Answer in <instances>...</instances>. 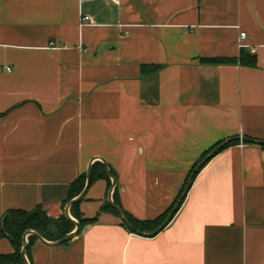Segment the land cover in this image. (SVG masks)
Segmentation results:
<instances>
[{
  "label": "crops",
  "instance_id": "obj_1",
  "mask_svg": "<svg viewBox=\"0 0 264 264\" xmlns=\"http://www.w3.org/2000/svg\"><path fill=\"white\" fill-rule=\"evenodd\" d=\"M234 136L264 140V0H0V220L38 205L58 217L94 157L123 209L153 219ZM107 191L95 180L79 210L96 220L68 244L34 241L30 264H264L259 144L213 156L152 237L101 210Z\"/></svg>",
  "mask_w": 264,
  "mask_h": 264
},
{
  "label": "trees",
  "instance_id": "obj_2",
  "mask_svg": "<svg viewBox=\"0 0 264 264\" xmlns=\"http://www.w3.org/2000/svg\"><path fill=\"white\" fill-rule=\"evenodd\" d=\"M211 60L214 62L235 61L234 59H223V58L222 59L221 58L220 59H211ZM238 60L240 63H242L244 65H247L250 67L256 66V56L246 52L243 48L240 50ZM158 68H159V66H157V65H151L149 67H146V70H148V72H152V71L157 70ZM220 142L221 141H218L213 146H211L206 151H204L203 154L199 157V159L192 165V167L189 170L187 177H186L179 193L177 194L175 200L173 201V203L169 206L168 209H166L163 213H161L157 217H155L153 219H139V218L132 216L130 213H128L126 210H124L121 203H120V200H119L117 185L113 191L114 202L116 204H118L125 211L129 221L131 222V224L133 225V227L137 231L149 232V231L156 229L163 222V220L165 219V217L167 216V214L169 213V211L171 210V208L173 207V205L175 204V202L179 198V196L183 190V187L187 181V178H188L190 172L193 170V168L197 164V162L200 159H202L214 146H216ZM235 143H239V141L233 140L232 142L227 144L225 147H227L231 144H235ZM244 143H250V142H244ZM261 146L264 147V144H261ZM225 147H223V148H225ZM110 171L116 177V174L111 167H110ZM99 178L105 179L107 182L108 188L110 187L111 181H110V178L105 171V167H104L103 163L96 160L92 163V166H91V182H90V185L95 180H97ZM84 183H85V172L81 173L75 180H73L69 184L67 197L62 203V208H64L65 203L69 199H71L73 196H75L76 194H78L81 191V189L84 186ZM82 199H83V197L78 202H75L74 204H72L70 209H69L70 214L80 224L78 232L76 235H78L81 232L84 225L96 220V217L85 218L82 216V214L79 210V204L82 201ZM101 210L111 212V213H113L119 217L118 212L107 202V200H105L103 202V205L101 206ZM121 224L127 228V226L122 221H121ZM73 228H74V224L64 215V212L62 214H60L58 217H51V216L47 215V213L39 205L30 209V210H25V209H20V208L10 209V210L6 211L1 217V220H0V238L5 237V238L9 239V241L13 244L14 250L11 253L0 254V263L24 264L22 257L20 255V248H21V244H22V235L27 229L36 230L38 233H40L47 240H56V239L63 237L66 233L70 232L71 230H73ZM132 233H134V232H132ZM36 240L37 239L34 236H32V235L28 236V247L26 249V255H27L29 260H30L29 248H30L31 244ZM70 240H71V238L67 239L62 244H68V242Z\"/></svg>",
  "mask_w": 264,
  "mask_h": 264
},
{
  "label": "water",
  "instance_id": "obj_3",
  "mask_svg": "<svg viewBox=\"0 0 264 264\" xmlns=\"http://www.w3.org/2000/svg\"><path fill=\"white\" fill-rule=\"evenodd\" d=\"M233 140H238L240 142H250V143H254V144H264V140L262 139H255V138H249L246 136H234V137H229L226 138L224 140H222L219 144H217L216 146H214L202 159H200L197 164L195 165V167L193 168V170L190 172L187 181L183 187V190L179 196V198L177 199V201L175 202V204L173 205V207L171 208V210L169 211V213L167 214V216L165 217V219L163 220V222L154 230L149 231V232H142V231H137L133 225L131 224V222L129 221L125 211L114 202L113 200V191L116 187L117 181L115 176L111 173L110 171V166L107 163V161L105 159H103L102 157H94L92 159V161L94 159L100 161L103 163L104 167H105V171L107 173V175L110 178L111 184L110 187L108 188L107 191V202L118 212L119 214V218L120 220L127 226V228L129 230H131L132 232L141 235V236H145V237H152L155 236L156 234H158L173 218L174 214L177 212V210L179 209L182 201L184 200V198L187 195V192L189 191V188L191 187V184L196 176V174L200 171V169L207 163V161H209L213 156H215L223 147H225L227 144H229L230 142H232ZM92 161L88 164L87 169L85 171V183L83 188L81 189V191L76 194L75 196H73L71 199H69L65 205H64V215L74 224V228L73 230H71L70 232L66 233L63 237L56 239V240H47L45 239L40 233H38L36 230L34 229H27L23 235H22V244H21V248H20V255L22 257V260L24 262V264H30V261L26 255V249L28 247V236L32 235L34 236L37 240L47 244V245H51V246H55V245H59L62 244L64 241H66L69 238H72L73 236H75L78 232L79 229V222L70 214V207L72 204H74L75 202H78L87 192V190L89 189L90 186V182H91V166H92ZM0 264H6V263H0Z\"/></svg>",
  "mask_w": 264,
  "mask_h": 264
},
{
  "label": "built area",
  "instance_id": "obj_4",
  "mask_svg": "<svg viewBox=\"0 0 264 264\" xmlns=\"http://www.w3.org/2000/svg\"><path fill=\"white\" fill-rule=\"evenodd\" d=\"M83 19H84V20H87L88 17H87V16H84ZM244 36H245V33H244V32H241V33H240V37H244Z\"/></svg>",
  "mask_w": 264,
  "mask_h": 264
}]
</instances>
